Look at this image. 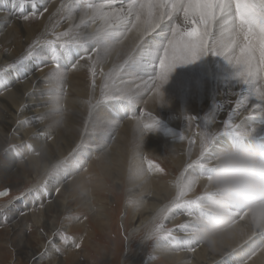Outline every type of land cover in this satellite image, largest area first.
<instances>
[{
    "label": "bare ground",
    "instance_id": "obj_1",
    "mask_svg": "<svg viewBox=\"0 0 264 264\" xmlns=\"http://www.w3.org/2000/svg\"><path fill=\"white\" fill-rule=\"evenodd\" d=\"M8 1L6 6L0 8V12L4 14L0 17L2 18L0 19V31L4 30L2 22L5 19H8L11 27L9 26V29L5 30L7 33L2 36L5 44L3 40H1L3 43L0 41V50H3L6 45L15 54L20 51L25 53L27 51H24L25 45L28 47L42 34L44 38L50 39L48 37L50 34L58 35L69 32L73 39L79 40L80 44L87 48V52L72 60L65 59L63 61L65 67H62L55 76L51 75V72L50 75L48 73L46 79H41L39 70L34 71L33 62L28 63L21 77L15 78L18 76L15 73L3 75L8 79V85L12 87V89L6 88V92L0 94V102L3 105L0 108V130L5 133V137H9L11 133L21 135L20 129L23 128L22 125H17V122L10 121L9 117L28 115L30 118L28 123L32 126L25 130L24 136L23 134L20 136L17 147L25 150L31 143L29 147L33 146L39 152L38 162H41L53 160L55 147L62 153L76 147L84 138L88 127L92 126L95 130L108 127L107 131H98L93 141L90 140L91 138L86 140L89 144L99 146L98 151L100 152L96 160L89 163V167L92 170L95 168L101 171L106 178L128 179L132 184H139L140 180L144 179L139 184L140 188L136 189L139 191L137 196L141 202L137 220L157 208L158 204L149 202L150 200L162 198L164 199L162 202H166L175 196L176 190L170 178L166 177L167 175L165 176L163 172L156 171L155 168L158 167V158L168 153L177 165L173 169L175 175L188 168L184 180L181 181L184 185L179 188L182 189L181 196H186L185 200H197L199 204L193 208L204 210L198 217L190 219L196 218V221L193 220L196 227L194 229L201 230L198 241L203 242L210 237L209 242L212 247L209 250L210 243L206 248L207 243L204 242L202 248L196 240L198 235L195 234L191 238L180 241V248H184V251H175L176 245L168 241V244L158 252L172 264H189L190 259H195V257H197L196 260H191L192 264H225L226 262L228 264H264V212L254 211L247 205L233 201L221 202L220 196L214 192L207 181L209 173L204 172L199 165L194 163L200 160L201 164L212 167L215 155L221 148L242 142L237 137L223 135L225 122L229 121L227 113L229 111L226 108L231 107V113L236 107H246L250 110V115L244 116V113L240 115L238 128L241 131L254 128L255 131L244 141L264 144V112L260 111V108L264 107V101L259 100L255 95L256 88L264 91V80L258 82L257 85L254 83L251 88L244 86L229 89L235 84L233 80L235 70L224 57L210 51L190 63L178 65L169 74V79L163 86L167 101L165 105H160L156 90L151 88V81L159 75V64L164 57V49L168 47V42L173 38L171 36L167 40V32L170 29H173L174 33L184 32L192 27L185 23L182 13H174L170 20L165 19L155 31L144 34L133 27L136 23L135 15L128 9L129 4H138L141 0H98L96 5L103 6L98 12L85 11L86 4L97 0H37L38 5L35 6L24 0L19 7H17L19 0ZM2 2L3 0L0 6ZM36 6L39 7L36 10L40 12L28 15L27 12L35 9ZM45 8L47 11L44 10ZM221 31L214 28V39L217 43L226 45L229 43V38L226 33L222 36ZM23 35L22 41L19 40ZM216 50L223 51L224 49L221 47ZM3 56L6 59L11 57L7 51L3 53ZM76 61H78L77 66L71 67V64ZM44 70L46 69L42 68L41 72ZM65 72L69 74L67 78ZM16 79H20V82ZM46 83L48 87L45 88ZM8 85L6 87H9ZM66 87H68L67 90H65ZM249 90L251 94L245 98L243 94ZM111 95H120L128 99L107 101L106 97ZM129 100L144 102L143 106L147 105V107L157 109L158 115L164 112L162 110L167 109L171 119L164 120L158 116L155 129L143 134L145 126L154 124L156 114L147 111L145 107H137L136 103L131 105ZM98 104V108L94 109ZM46 108H48L47 111ZM201 109H204L199 125L202 144H195L191 147L193 138L189 139L188 134L194 127L193 123L191 124L188 120L184 125L180 121L179 113L187 110L188 114L192 115L191 111H193L200 116L199 110ZM217 114H220L219 117ZM39 115L42 118H37ZM235 116L239 117L238 114ZM249 116L258 117V122H250ZM47 117L49 119L44 125L43 120ZM217 118L223 120L224 127L222 129L220 127L221 130L216 131L214 135L215 145L212 148L213 152H210L214 155L210 156L209 152H204V157H202L205 134H208L207 128L215 126ZM115 129L116 132L109 134V130ZM185 130L187 135L184 133ZM144 135L148 137L145 142H143ZM48 136L53 138V143L47 140ZM209 136L211 135L208 134ZM5 137L3 135L1 138L4 140ZM89 137L90 135L86 139ZM22 139H24L23 142H20ZM141 150L148 159L145 160L141 153H138ZM32 158L29 157L28 162L26 160L25 167L29 164L32 166L34 161ZM12 164L10 159L5 162L6 173L16 172L18 174L24 170V166L15 169ZM189 164H193V167L189 168ZM62 175L65 177L67 174L63 172ZM87 180H90V176H87L86 180L84 178L82 183H77V192L82 197L88 191L99 196L105 193L103 182L98 185L92 182L94 185H90L86 182ZM201 191L204 193L194 198L195 194ZM37 197L41 198L46 217L50 216V211H59V203L56 200L51 201L52 193L46 194L43 190ZM32 199L30 200L33 201ZM183 201L178 200L179 203ZM37 202L40 203V201ZM21 209L22 205L15 203L7 213L12 215ZM178 210L183 211L181 208ZM187 216H184V223ZM96 218L94 219L100 225H104L106 218L102 211ZM178 223L174 222L172 226H178L181 229ZM44 227H49V225L46 223ZM246 240L248 241L245 242ZM27 246L24 242L20 250L24 251ZM237 246L238 248L235 249ZM193 247L194 252L192 253ZM31 251L33 255L38 253L34 248ZM242 254L247 255L244 257ZM178 259L181 260L180 263H177Z\"/></svg>",
    "mask_w": 264,
    "mask_h": 264
},
{
    "label": "rangeland",
    "instance_id": "obj_2",
    "mask_svg": "<svg viewBox=\"0 0 264 264\" xmlns=\"http://www.w3.org/2000/svg\"><path fill=\"white\" fill-rule=\"evenodd\" d=\"M27 2L32 4V0H27ZM98 2L99 1L97 0L94 2L92 1L91 3L96 5ZM2 3L3 4L0 8L6 6L9 1L3 0ZM35 5L38 4H32V6ZM36 8L39 9V7L36 6L35 9L30 10L27 14L32 15L33 12L38 14L40 10H36ZM3 15L4 14L1 11L0 17ZM2 23L4 30L0 31V41L3 40L4 42L5 40L2 36L7 33L5 30H8L9 26L11 27V23L8 22V19L3 20ZM21 23L24 24L22 20ZM167 33L168 40V38L174 35V30L170 29ZM53 36V34H50L48 37L52 38ZM23 37L24 35L19 40L22 41ZM45 39H47V37H45ZM22 43L23 42H21V44ZM3 44H5V42ZM25 48L26 49L24 51L28 49L26 45ZM6 51L9 52L11 56L9 59L4 58L3 56V53ZM11 51L12 49L6 45L3 50H0V53H2V55L0 54V59H2L0 60V68L6 69L8 64L12 62L14 63L26 53H22L20 51L15 54L13 51L11 53ZM30 62L35 64L34 71H38L37 65H40V61L37 60ZM42 68L46 70L41 72ZM53 68V63L40 65L39 71L41 79H46L48 73L49 75L52 73L51 75L53 76L57 75L58 73H53ZM5 73L6 75L15 73L18 75L15 78H18L24 75L25 72L24 70L21 72L12 70ZM65 74H63V76H69L66 72ZM43 76H45V78ZM16 81L20 82V79H16ZM8 84V79L0 76V94H4L7 89H12V87ZM7 85L10 88L6 87ZM47 85L48 83H46L45 88L48 87ZM67 88L68 87H66L65 90H67ZM249 91L244 92L243 96H245V98L251 94V91ZM128 102L131 103V105L136 103L137 107H145L147 111L156 114L157 117L159 116L162 119L164 118V120L171 119L169 118L170 114L167 109L162 110L164 112L158 115L159 113L157 112V109L155 110V108L152 107L151 109L149 106L147 107V105L143 106L145 104L144 102L141 103L133 100H129ZM23 103L21 104V107ZM2 106L3 105L0 102V108H2ZM98 106L99 104L95 106L94 109L98 108ZM245 108L246 107H236L232 113L230 111L232 110L231 107L228 109L226 108V110L229 111L227 112L229 115L228 119L233 125L238 127V118H240L241 114L244 113V116L250 115L251 111ZM47 109L48 108H46V111ZM191 112L192 116L198 117L197 119L189 120V122L191 124L193 123L194 126L188 134L189 139L193 138V141L191 142V147H193L195 144H202V139H200L202 137L200 132L201 127L199 125L204 109L199 110V113H201L200 116L193 111ZM182 113H179L180 121L186 125L187 121L185 117L186 115L189 116L191 114H188L187 110H183ZM57 114L58 113H56V115ZM237 114L239 117L235 116ZM218 115L220 114H217V116ZM37 118H42V116L39 115ZM48 119L49 118L47 117L43 120L44 125L47 123ZM257 119L258 117L253 118L252 116H249L250 122L257 123ZM9 120L17 122L16 124L22 125L23 128L20 129L21 135L20 133H11L9 137H5V133L0 130V193H3L0 195V264H172L158 252L160 251L159 249L168 244L169 241L176 245V248L174 249L175 251L181 252L182 250L184 251V248H180L181 245L179 244L182 239L184 241L187 238H191V236L195 234L198 235L196 237L197 241L198 238H200L201 235H199V233L201 234V230L194 229L196 228L194 225L196 218H190L195 216L198 217L201 214L200 212H203L204 210L195 209L193 208L195 205H193L190 210H186L187 212L184 208H181L183 211L180 212L178 208L174 207V203H177L178 200H185V198H187L186 196H181L182 189L179 188H182L184 185V182L182 183L181 181L184 180L188 168L182 172L183 174L180 172L177 174L178 176L175 175L173 169L176 168L177 165L174 161H172L173 159L170 158L168 153H164L162 158H158V167L155 168L156 171L163 172L165 176L167 175L166 177L170 178L172 185L174 184L173 188L176 190L175 196L173 199L166 202H162L164 201L162 198L150 200L149 202H155L158 204L157 208L154 210L155 212L151 211L143 217L144 219L142 218L137 220L140 213L139 208L141 202L137 196L139 191L136 189L140 188L139 184L144 179H141L139 184H132L128 179L123 180L115 178L114 180L110 177L106 178L101 171L95 170V168L92 170L89 167V163L94 162L100 152L98 151L99 146L89 144L86 140L91 138L90 140L93 141L96 134L102 130L107 131L108 127H103V129L101 127L100 130H95L94 127L87 126L88 128L86 133H84V138L79 141L76 147L63 153L60 149H56L55 147V156L53 157V160L38 162L39 152L34 149L33 146L31 148L29 147L31 143L27 145L25 150L17 147L20 136H22V134L24 136L25 130L32 126L31 123H28L30 120L28 115H15L14 117H9ZM215 122V126L208 127L206 131L209 135H211L209 138L213 141L210 145H208L207 152L209 153L213 152L212 148L215 145L216 137L214 135H216V131L221 130L224 127L222 119L219 120L217 118ZM114 132H116V129L109 130V134H113ZM186 132L187 131L185 130V135H187ZM3 135L5 137L4 140L2 139ZM89 135L90 137L86 139ZM23 140L24 139L20 142H23ZM47 140L51 143L54 142L53 138L49 136L47 137ZM147 140V135H144L143 142ZM142 152L143 151L141 150L138 153H141L143 156L142 158H145V160L148 159ZM81 154L83 156H81ZM213 155L214 153H210V156ZM29 157L35 158H32V160H34V165L32 164L31 166L29 164L27 165L28 167H25L26 160L28 162ZM202 157H204V155ZM8 159L13 162L12 165L15 169L17 167L23 168L22 166H24V170L18 174L16 172H12V174H9L8 172L6 173L4 164ZM63 172H66L67 174L65 177L62 175ZM13 174L14 176L16 174V176L14 177ZM87 176H90V180L86 181L90 185H98V183L103 182L102 185L103 187L105 186L104 188L102 187L105 192L103 195L99 196L88 191L87 194L82 197L77 192V183H82L84 178L85 180L87 179ZM133 188L134 190H132ZM43 190L46 191V194L52 193V202L56 200L59 203V211H50V216L48 217H46V213L43 212L44 205L42 204L41 198L37 197V195L39 196V192ZM203 193V191L196 193L194 198ZM37 201H40V203ZM62 202L65 204L63 205ZM15 203H18L20 206L22 205V209L12 215L8 214L10 207ZM101 211L106 218L104 225H100L95 220ZM153 212L156 214L154 215ZM184 216H187V218H185V223L183 222ZM191 220L194 221L192 222ZM174 222H179L178 225L181 226V229L178 228V226H172ZM46 223L49 227H44ZM185 229L188 231H184ZM197 229L200 228L197 227ZM181 232L185 233L183 234ZM209 238L208 240L205 239L203 242L198 241L199 245L203 248V243L205 242V244L207 243L206 248H208V243H210ZM247 241L248 240L245 242ZM24 242L28 246L24 249V251H21L20 247ZM242 245H245L244 242ZM211 247L212 244L210 243L209 250H211ZM32 248L38 251V256L36 253L33 255L31 251ZM237 248L238 246L235 249ZM191 250L193 253L194 247ZM249 252H247V254H249ZM55 253H57V255H55ZM246 255H244V257ZM196 258L197 257H195V259H190L189 264H192L191 260H196ZM180 261L181 260L178 259L177 263H180ZM235 262H237V260H235ZM225 264H228V262Z\"/></svg>",
    "mask_w": 264,
    "mask_h": 264
},
{
    "label": "snow or ice",
    "instance_id": "obj_3",
    "mask_svg": "<svg viewBox=\"0 0 264 264\" xmlns=\"http://www.w3.org/2000/svg\"><path fill=\"white\" fill-rule=\"evenodd\" d=\"M36 2L37 0H32L33 5ZM23 3L24 0H19L17 7ZM102 7L88 3L85 5V11L98 12ZM169 8L171 11H167ZM128 9L135 15L136 23L133 27L144 34L155 31L165 19L170 20L174 13H182L185 23L192 26L190 30L174 33L173 38L168 42V47L164 49L163 59L160 60L159 75L151 81V88L156 90L160 105H165L162 99L163 86L167 83L169 74L178 65L190 63L210 51L224 57L234 68L235 84L229 89L244 86L251 88L254 83L264 80V0H155V2L141 0L138 4H129ZM44 10L47 11L46 8ZM214 28L222 30V36L227 34L228 44L223 45L215 41ZM221 47L223 51L216 50ZM86 52L87 48L83 47L79 40L73 39L69 32L54 35L50 39H45L42 34L28 46L26 53L20 59L8 64L6 69L0 68V76L12 70L21 72L30 61L37 60L40 61V65L53 63V72L58 73L62 67H65L63 64L65 59L72 60ZM77 64L78 61L72 63L71 67H76ZM40 65H37V70ZM255 95L259 100L264 101V91L261 88H256ZM114 99L128 98L120 95L106 97L107 101ZM260 111L264 112V107H261ZM197 118L192 115L185 117L186 121ZM157 123L156 116L154 124L144 127L143 134L153 131ZM254 131V128L241 131L228 121L225 122L223 135L244 141ZM212 142L208 134H205L201 156L208 151V145ZM194 163L204 172L209 173L207 177H210L212 167L201 164L200 160ZM188 167H193V164H189ZM198 204L197 200H184L183 203H174V207L190 210L193 205L198 206Z\"/></svg>",
    "mask_w": 264,
    "mask_h": 264
},
{
    "label": "clouds",
    "instance_id": "obj_4",
    "mask_svg": "<svg viewBox=\"0 0 264 264\" xmlns=\"http://www.w3.org/2000/svg\"><path fill=\"white\" fill-rule=\"evenodd\" d=\"M163 101H167L163 92ZM221 202L233 201L264 212V144L242 141L222 148L207 177Z\"/></svg>",
    "mask_w": 264,
    "mask_h": 264
}]
</instances>
